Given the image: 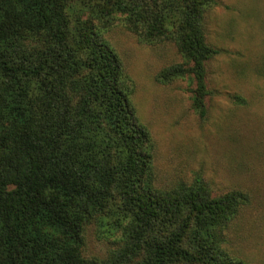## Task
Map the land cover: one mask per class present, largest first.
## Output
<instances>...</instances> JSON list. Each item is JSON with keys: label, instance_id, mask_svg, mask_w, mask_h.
<instances>
[{"label": "trees", "instance_id": "obj_1", "mask_svg": "<svg viewBox=\"0 0 264 264\" xmlns=\"http://www.w3.org/2000/svg\"><path fill=\"white\" fill-rule=\"evenodd\" d=\"M216 0H0V264H245L225 248L249 195L158 186L154 141L108 39L171 42L206 116ZM89 234L107 252L91 256ZM98 235L100 237H98Z\"/></svg>", "mask_w": 264, "mask_h": 264}, {"label": "rangeland", "instance_id": "obj_2", "mask_svg": "<svg viewBox=\"0 0 264 264\" xmlns=\"http://www.w3.org/2000/svg\"><path fill=\"white\" fill-rule=\"evenodd\" d=\"M216 1L206 18L207 41L218 54L206 66L204 118L192 106V80L158 77L182 64L173 43H141L118 26L108 39L133 80L134 104L152 134L158 186L200 178L213 195L246 192L249 203L225 248L245 264H264V0ZM107 248L89 234L91 256L103 257Z\"/></svg>", "mask_w": 264, "mask_h": 264}]
</instances>
